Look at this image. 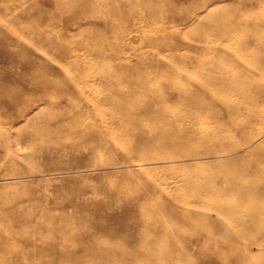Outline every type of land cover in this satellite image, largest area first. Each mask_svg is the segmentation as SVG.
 <instances>
[{
	"label": "rangeland",
	"instance_id": "rangeland-1",
	"mask_svg": "<svg viewBox=\"0 0 264 264\" xmlns=\"http://www.w3.org/2000/svg\"><path fill=\"white\" fill-rule=\"evenodd\" d=\"M78 6L84 14L72 18ZM261 23L264 0H0V84L17 86L14 76L41 66L104 69L110 72L109 85L123 86L126 109L134 115L126 118L130 129H125L120 116L111 114L112 106L99 103L105 113L101 126L107 129L101 138L76 136L82 150L58 163L70 173L37 180L12 177L0 166V264H227L233 256L237 264L263 263L259 234H240L247 226L254 229L260 218L253 222V209L236 192L263 184L251 161L255 155L159 163L129 145L131 135L141 131L190 133L193 118L220 134L235 133L231 120L221 115L193 113L238 104V83L201 88L198 82L206 61L218 59L225 44L253 38ZM34 44L57 62L43 59ZM93 45L102 47L99 53ZM246 85L241 91L255 94ZM220 87L229 94L218 101L211 93ZM148 106H158L162 114L146 113ZM105 141L108 148L100 149L98 143ZM210 145L200 140L184 149L165 147L161 155L200 154ZM152 181L158 190H152ZM150 195L163 209L156 219L146 215L151 223L144 227L127 207ZM26 214L60 226L7 227ZM65 220L72 225L62 229ZM246 249L254 261L242 257Z\"/></svg>",
	"mask_w": 264,
	"mask_h": 264
},
{
	"label": "bare ground",
	"instance_id": "bare-ground-1",
	"mask_svg": "<svg viewBox=\"0 0 264 264\" xmlns=\"http://www.w3.org/2000/svg\"><path fill=\"white\" fill-rule=\"evenodd\" d=\"M84 11L78 6L72 9L71 16L79 17ZM202 15L203 13L193 14L195 17ZM263 26L264 23H261L256 27L257 31L250 40H244L236 45L225 44L224 52L218 59L213 62L208 60L202 66L203 74L198 82L201 88H207L210 84L224 85V83L237 82L236 90L241 99L238 104L228 106L227 110L220 111L219 108L215 111L196 110L193 117L221 115L229 119V122L231 120L230 124L235 133L220 134L204 127L202 123L196 121L197 118H193L196 125L190 133L174 132L167 135L157 130L141 131L139 134L131 135L129 145L131 147L135 145L146 152V160L159 163H172L183 159L198 160L203 155L212 159L232 156V159L236 160L244 159L250 154L255 155L251 161L256 169H260L259 180H263V184L260 186L247 184L242 188H236V192L243 205L253 209V222L258 220L257 218L260 219L254 229L247 226L243 228L242 233L240 231V234L246 235L255 231L264 244L262 218L264 215V82L260 81L264 77V31L260 29L264 28ZM93 46L98 53L102 49L98 45ZM34 47L46 61L57 62V59L42 45L34 44ZM96 71L97 73L88 70L73 71L60 67L49 69L41 66L19 77L12 75L15 77L12 80L18 84L17 86L9 87L5 82L0 84V166L12 177L47 180L54 173H70V169L58 167V163L63 160L65 154L72 155L80 148L82 150L84 144L76 142V138L80 139L83 136L101 138L100 136L103 137V132L107 129L106 126H101L105 113L98 107L99 103L110 104L111 114L120 116L119 125L130 129V124L125 120L134 115L126 109L128 99L123 86L120 83L109 85V71L104 69H96ZM178 77L181 78L180 75ZM8 82L10 83V80ZM244 83L255 91V94L248 96L245 91L242 92ZM95 88L99 92L95 91ZM226 90L225 87H220L218 92L212 90L211 95L221 101L229 94ZM130 95L132 96V93ZM148 108L146 113H151L153 116L162 114L158 106H148ZM165 126L169 127V123ZM236 135H239L240 139H235ZM197 138L199 141H195ZM200 140L211 143L203 153L171 150L167 151L168 154L161 155L165 147L184 149L186 146L199 144ZM101 143H98L100 149L108 148L107 141ZM153 148L157 149V153H152ZM152 184V190H158L155 181H152ZM247 194H252L256 198L250 199ZM128 207L127 211L133 210L136 221L144 227L151 223L146 220V215L155 218V214L163 209V206L154 201L151 195ZM22 217L7 223V227L10 229L14 226H33V228L47 229L58 226L56 220L55 222L39 216L33 217L32 214ZM69 225L72 223L65 220L61 228H68ZM261 248L264 249V245ZM261 253L264 257V251ZM108 257L118 256L109 254ZM242 257L249 261L255 259L250 254V249H246ZM237 259L238 257L233 256L225 263L237 264ZM261 264H264V261Z\"/></svg>",
	"mask_w": 264,
	"mask_h": 264
}]
</instances>
